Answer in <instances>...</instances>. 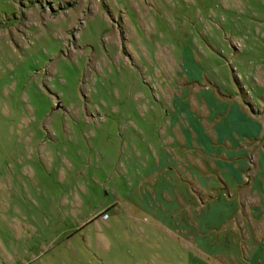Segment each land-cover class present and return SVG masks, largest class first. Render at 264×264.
I'll return each instance as SVG.
<instances>
[{"label": "rangeland", "instance_id": "374dc122", "mask_svg": "<svg viewBox=\"0 0 264 264\" xmlns=\"http://www.w3.org/2000/svg\"><path fill=\"white\" fill-rule=\"evenodd\" d=\"M204 81L264 111V0H0V264H264L254 206L240 261L128 200Z\"/></svg>", "mask_w": 264, "mask_h": 264}, {"label": "crops", "instance_id": "0c3cea01", "mask_svg": "<svg viewBox=\"0 0 264 264\" xmlns=\"http://www.w3.org/2000/svg\"><path fill=\"white\" fill-rule=\"evenodd\" d=\"M198 87H190L194 102L182 108L190 118L173 133L176 145L156 158L137 184L138 193L128 194V200L139 211L153 213L156 206L163 213H153L157 222L201 252L212 255L213 245L223 244L217 252L224 249V257L232 259L236 256L228 248L236 247L231 234L241 209L254 206L264 219V152L259 146L264 111L255 109L250 98V106L241 104L214 83ZM248 155L257 159L256 173L244 182L242 160ZM236 254L242 261L238 244Z\"/></svg>", "mask_w": 264, "mask_h": 264}]
</instances>
